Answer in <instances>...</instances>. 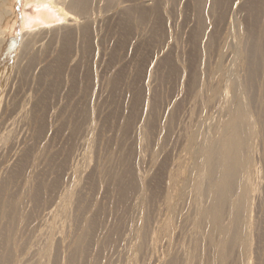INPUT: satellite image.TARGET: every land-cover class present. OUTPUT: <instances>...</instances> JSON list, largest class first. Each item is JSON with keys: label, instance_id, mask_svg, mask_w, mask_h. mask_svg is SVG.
I'll list each match as a JSON object with an SVG mask.
<instances>
[{"label": "rangeland", "instance_id": "374dc122", "mask_svg": "<svg viewBox=\"0 0 264 264\" xmlns=\"http://www.w3.org/2000/svg\"><path fill=\"white\" fill-rule=\"evenodd\" d=\"M32 1L0 0V67L13 57L0 73V262L264 264V81L247 83L264 67V0H58L72 18L25 27ZM237 104L258 123L261 185L248 239L231 245L227 218L226 235L202 223L201 190L164 213L192 128L201 120L206 141Z\"/></svg>", "mask_w": 264, "mask_h": 264}, {"label": "bare ground", "instance_id": "6f19581e", "mask_svg": "<svg viewBox=\"0 0 264 264\" xmlns=\"http://www.w3.org/2000/svg\"><path fill=\"white\" fill-rule=\"evenodd\" d=\"M48 1L50 2V4L52 3L53 5H56L58 3V0H47V2ZM80 1H82V0H80ZM38 4H40V1H38ZM69 6L71 7L70 4H69ZM37 7H40V6H37ZM28 14L27 15L25 14L23 17V26H25V27H31L34 23L33 20L35 19V18L31 17V15H28ZM66 15L69 18L73 17V16H71V14H68V12L66 13ZM50 26H52V25H50V24L44 25V27H50ZM12 59H13V57H11V59H9V58L6 59V62L3 65H1V67H0V73H3L4 71L6 72V70L8 68H11L10 65H11ZM256 77H257V80L263 78V81H264V67L261 64H258V62H255L253 64V67L251 68V74L247 77V83H253L256 80ZM261 81L262 80H260L259 84L261 83ZM262 84L263 83H261V85L258 87L259 91L256 89V91H258L257 93H259V92L260 93L258 94V96H255L256 98H258L257 100H258V103L260 104L261 107H262L263 98H264V93H263L264 92V85H262ZM249 85H248V87H249ZM240 89L239 90L237 89V90L240 91ZM215 92H217L216 94H219L218 90L217 91L215 90L214 93ZM220 92L222 93V91H220ZM240 93H241V91L239 92V94ZM219 95L223 96L222 94H219ZM238 96L239 95H237V97H235L236 102L239 101V99L236 100V98H238ZM241 96H243V95H241ZM223 97H226V95H224ZM219 98L221 99L220 96H219ZM219 98H218V100H220ZM239 98H242V97H239ZM226 99L227 98H225V100ZM221 100H223V99H221ZM254 100H256V99L254 98ZM223 102H222V104H223ZM225 102H227V101H225ZM240 102H241V99H240ZM233 103H234V99H233ZM233 103H232V105H233ZM216 104H218V103H216ZM222 104H220V106ZM242 105L237 104L235 107H232V109L229 110L230 112H229L225 122L218 129H214V131L212 132V136L210 138L208 137L209 139H207L206 141L204 139V131H203L204 127L200 124L201 120H200V122L198 121L199 124L197 123L194 129L192 128V131L190 130L191 132L186 137L185 144L183 143V141H181L184 144L183 147L187 150L186 152L188 154L187 155L185 154L186 156L183 159V161L181 160L182 164H180L178 169H176V167L178 165L176 167L174 166L175 169L177 170L176 172H175V170H173L172 173H170L171 171L169 172L170 176H167V177H169V179H168V187L166 190L167 192L165 195L166 200H167L166 202L168 203V206L166 208L167 209L166 213H164V214L166 215L168 213V216H169V214L171 215L172 208L174 207V205L171 204L172 201L174 204V198H176L178 196L182 197V196L188 195L187 194L188 191L186 192V188L188 186H191V190H192V191L190 190L191 193H189V194L195 195L197 192H199L201 190L203 206H202L201 211H200V219H201L202 223L204 225H206V224L208 225L210 235H214L215 233H222V234L226 235L227 231H224L226 227H224L222 224L224 221H229L230 225H232L233 229H234L233 233L231 232L227 235V239L229 241V244H231V245L238 242L239 240L244 239V241H246L248 239L247 238V231L245 228H248V226L250 227L251 224L254 222V221L253 222L250 221V217L252 215L251 211H252V209H255V208H252L251 206H253L255 201L257 200L256 198L258 197L257 195L259 194V193L257 194V189H258L257 187H259L261 185V183H259L260 181L257 177L258 176L257 174L260 172L256 169L258 171V173L255 174L256 170H254L255 166H257V165L254 164V166H253V164L251 163L253 160H256L253 158L251 161V158L253 157V153L254 152L256 153V151H257V149H254V147H256L254 145H257V144L253 143L252 140L254 141L258 136L255 134V133L259 132V131L256 132V130H255V128L258 130V128L255 127L258 123L254 126L255 127L254 128L253 124H252V121L254 120V119L252 120V118H254V117L251 118V116H249L252 113L249 112V110L246 111V109ZM245 107H246V105H245ZM221 109H220V111H222ZM212 110H210V111L212 112ZM220 111H218V112H220ZM219 115H220V113H219ZM204 116L205 115H203V117ZM198 118H199V116H198ZM206 118H208V117H206ZM257 119H260V116H259V118L257 117ZM204 120H205V118H204ZM7 122H8V120H7ZM7 122H5V123H7ZM254 122H256V121L254 120ZM202 123H203V121H202ZM7 126L8 125L6 124V126H4V127L6 128ZM258 127H259V125H258ZM5 128H3V129H5ZM260 128L261 129H259V130H261V132H260L259 137L261 138V140H263L264 139V124H263V122H261ZM179 129H181V128H179ZM254 137H256V138L253 139ZM174 140H176V139H174ZM261 140H260V142H261ZM257 141H259V140H257ZM262 142L264 143V141H262ZM256 143H258V142H256ZM261 145H259V148ZM177 147H180V146H177ZM261 148H260V150H261ZM185 149H183L182 151L184 152ZM254 150H256V151H254ZM260 152H259V154L261 155ZM255 156L257 157V155H255ZM260 158H261V156H260ZM259 163H261V162H259ZM258 167H260V166L258 165ZM201 171H204V175L201 174ZM169 173H167V175ZM202 180H203V184L201 185ZM135 194H137V193H135ZM259 196H260V194H259ZM258 199H260V201H261V197H259ZM252 203H253V205H251ZM258 205L260 206L259 203H258ZM49 212L51 213V211H49ZM50 213H47V215H50ZM53 213H55V211ZM253 213H254V211H253ZM52 215H54V214H52ZM225 218H227L228 220L223 221V219H225ZM253 220H255L254 217H253ZM162 222H163V220H162ZM249 223H250V225H249ZM253 224H255V222ZM224 225H225V222H224ZM252 230H253V228H252ZM254 231H255V229H254ZM157 232L158 231H156V233ZM249 233H251V232H249ZM253 233L254 232H252V234ZM250 235L251 234H249V237H250ZM158 238H159V236H158ZM1 254H2V252H1ZM8 255H9V253H8ZM2 256H3L2 258H4V255H2ZM37 256H38V254H37ZM2 261H5V260L2 259ZM38 261H39V259H38ZM23 263H24V261H23ZM0 264H5V263L0 262Z\"/></svg>", "mask_w": 264, "mask_h": 264}, {"label": "crops", "instance_id": "0c3cea01", "mask_svg": "<svg viewBox=\"0 0 264 264\" xmlns=\"http://www.w3.org/2000/svg\"><path fill=\"white\" fill-rule=\"evenodd\" d=\"M38 1H40V4H38ZM81 2L80 0H71L70 5L71 7L73 6L74 9V5H76L77 3ZM83 2V0H82ZM33 7L35 8V11L37 13L36 16H31L33 18H35L33 21V25H38V24H42L41 26L44 25H53L55 24V21L58 20H62L65 18H68L66 13L68 12V14H71L72 16V10H64L61 7H59V5H53L52 3L50 4V2L47 0H33ZM40 6V7H37ZM65 18H64V17ZM44 17H48L50 19V21H46ZM32 25V26H33Z\"/></svg>", "mask_w": 264, "mask_h": 264}]
</instances>
